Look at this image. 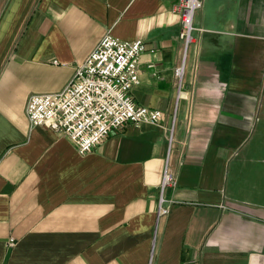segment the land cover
Listing matches in <instances>:
<instances>
[{
  "label": "crops",
  "instance_id": "crops-1",
  "mask_svg": "<svg viewBox=\"0 0 264 264\" xmlns=\"http://www.w3.org/2000/svg\"><path fill=\"white\" fill-rule=\"evenodd\" d=\"M176 2L0 0V264H264V0H203L187 52ZM108 34L163 118L80 155L27 105Z\"/></svg>",
  "mask_w": 264,
  "mask_h": 264
},
{
  "label": "built area",
  "instance_id": "built-area-1",
  "mask_svg": "<svg viewBox=\"0 0 264 264\" xmlns=\"http://www.w3.org/2000/svg\"><path fill=\"white\" fill-rule=\"evenodd\" d=\"M203 5V0H177L173 7V13L181 17L180 38L186 52L196 43L192 33L198 29L193 26V21ZM145 51L146 44L142 40L128 42L106 35L87 60L78 66L74 78L63 91L34 94L29 98L27 115L31 125L62 133L80 155H85L129 124H159L162 111L138 106L131 94L141 83L139 61ZM183 71L180 67L175 73L181 81ZM181 86L180 83V89ZM176 185V178L165 172L162 193ZM158 213L160 216L168 213L163 197Z\"/></svg>",
  "mask_w": 264,
  "mask_h": 264
},
{
  "label": "rangeland",
  "instance_id": "rangeland-1",
  "mask_svg": "<svg viewBox=\"0 0 264 264\" xmlns=\"http://www.w3.org/2000/svg\"><path fill=\"white\" fill-rule=\"evenodd\" d=\"M198 12V11H197ZM197 12L195 13V16H194V21H193V26L197 29L200 24H198L197 20H196V16H197ZM192 36L193 38L196 40V39H199V32L198 31H194L192 33Z\"/></svg>",
  "mask_w": 264,
  "mask_h": 264
}]
</instances>
